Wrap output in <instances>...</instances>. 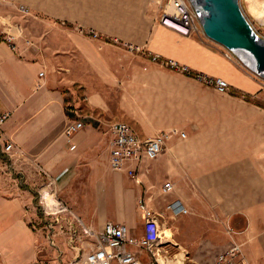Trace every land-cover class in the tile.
<instances>
[{
	"label": "crops",
	"instance_id": "crops-1",
	"mask_svg": "<svg viewBox=\"0 0 264 264\" xmlns=\"http://www.w3.org/2000/svg\"><path fill=\"white\" fill-rule=\"evenodd\" d=\"M28 1L0 0V17H5L7 3L32 8ZM139 29L145 34L153 31L158 39L167 36V31L158 25L128 31L135 33ZM30 34L36 46H21V55L14 54L0 34V111L11 113L0 132V160L9 142L31 159L13 160L11 176L5 173V179L0 181V264H34L51 256L42 252L39 240L35 241L52 235L45 232L52 227L37 203L38 193L47 183L40 168L49 180L55 181L63 204L95 231L113 222L126 226L132 236L143 237L146 227L137 210L139 199L147 198L150 206L160 211L166 202L184 200L186 185L190 187L192 214L167 222L168 228L163 230L170 232L168 238H216L217 224L225 226L226 222L234 228L235 238H263L264 135L260 149L254 136L250 140L247 135L248 121L255 123V112L249 119L246 102V96L261 93L260 84L243 66L224 59L221 45L212 42L205 46L198 39L172 40L174 51H166L152 46L154 40L147 39V35V40L139 35L128 36V42L145 44L153 54L194 72L227 79L247 94L238 91L231 95L227 115L215 119L210 114L201 116L197 90V106H193L191 116L176 120L173 116L182 113L171 102L172 89L195 84L193 80L152 62L146 55L103 47L66 28L43 26L41 35ZM239 55L244 60L241 52ZM41 73L45 83L36 90ZM161 76L169 80L161 81ZM163 82L167 85L159 84ZM155 93L163 96V101L154 105L155 110H134L136 97ZM259 110L263 113L264 107ZM76 119L85 128L75 136L77 148L71 151L64 131ZM110 119L133 122L143 138L171 128L185 130L188 138L171 139L169 154L159 164V170H151L144 176L145 184H137L110 169V135L105 125ZM262 121L264 128V114ZM173 161L190 164L189 175L184 176L178 168H168L167 163ZM164 179L176 186V192L168 197L158 191ZM146 188L150 190L144 194ZM33 219L39 228L36 233L29 228ZM215 219L220 221L216 223ZM53 237L60 236L54 232Z\"/></svg>",
	"mask_w": 264,
	"mask_h": 264
},
{
	"label": "rangeland",
	"instance_id": "rangeland-1",
	"mask_svg": "<svg viewBox=\"0 0 264 264\" xmlns=\"http://www.w3.org/2000/svg\"><path fill=\"white\" fill-rule=\"evenodd\" d=\"M239 3L244 15L247 17V19L253 26L256 33L262 39H264V25L257 18V12L264 5V0H239ZM28 4H30V6L32 7L29 8L32 11L33 18L25 19L19 16L15 12V7L21 4L10 5L8 3L5 6L6 13L4 14V16L10 17V19L15 23L17 22L22 24L28 36L31 38L32 36L30 32L32 34L41 35L43 26H50V27L53 26L57 28H66L68 30L75 32L77 35L88 41L97 43L98 41L92 40L89 37L83 36L82 34L78 33L77 28H84L98 32L99 35L102 36V38L106 42V45L104 44L103 47L104 46L119 47L128 52H135L141 55H146L150 59L153 55L156 54H153L150 50L146 49L147 47H145V44L138 45L133 42H128L129 35L132 36L139 35L140 39L143 37L142 39L144 40L147 39L154 40L152 46L163 47L164 50L166 51H174L172 40H175V42H179L183 40L198 39L197 41L199 42L203 41L201 43L202 44L205 43L204 44L205 46L207 44H213L212 43L213 41L208 39L203 31H201L198 35H194L192 37L186 38L162 26L161 19L165 11H167L166 8L168 7V0H29ZM149 25H151V28L154 25H158L161 28H164V30L167 31V36L166 37L162 36L158 39L157 34L155 33L154 35L153 31L146 34L140 29L135 33H131V32L129 33L128 31L129 28L131 29L133 27H138V26L147 27ZM144 35H147V39ZM111 39L119 40L121 42L120 46L113 44ZM125 46L128 48H126ZM223 55H224V51H222V57L226 59L225 56ZM226 60L230 62L235 61L241 66H243V68L247 69V72L251 75L250 77L254 79L258 84H260L259 90L261 93H258L255 96L250 95L251 98L249 97V95L246 96V99H249L246 100L247 107L249 108L248 109L249 119L252 118L253 116L252 114L253 112H255L254 114L255 123L253 124L251 123V121H248L249 123L247 124V135L250 136V140L252 139V136H254L255 142L257 144V148L260 149L262 145V138L264 135L263 121H262V114H264V112L262 113V111L259 110L261 107H264V77L256 76L240 60H236V59L233 60L226 59ZM176 73L180 74L178 72ZM180 76H185V75L180 74ZM163 77L166 76H161L159 80L161 81L169 80V79H163ZM185 77L193 80L197 84L193 83L188 86L184 85V87L182 88L172 89V91H174L173 93L174 97H172L171 102H174L175 105H177L175 107V110L182 113L183 115V116L174 115L173 117L176 120H179L181 117L188 116L189 118L191 116L193 106H197V103L195 102L196 101L195 92L197 90H199L200 92L199 108H200L201 116L210 114L215 119L224 118L227 115L228 111L226 108L227 106L231 105L232 102L230 98L231 95H234L236 92L238 93V91L240 94L247 95L244 92H240L241 91L240 89L235 88L227 79L221 77H215V76H185ZM44 79L45 76L43 77L39 76L38 87L37 85L35 86L36 90H39V88H41L44 85L45 83ZM205 80L209 84L212 82V84L208 85L205 82ZM219 81L225 82L228 86L229 90L225 94L219 93L216 89V83ZM159 84H162L163 86L167 85L166 82ZM171 85L177 86L178 84L172 83ZM207 92H211L213 95H210ZM82 101L83 99L77 102L81 103ZM159 101L160 102L163 101V96L159 93L151 94V96L149 97L143 95L140 98L136 97V99L133 101V107L134 110H143L145 113H147L155 110L154 105ZM0 113L8 114L9 119L7 120V122L10 120L11 118L10 112L0 111ZM147 115L149 116V114ZM136 117L138 118V115H136ZM106 121L107 122H105V125L108 134L110 132V128H109L110 126H113L116 123H121L131 127L138 139L142 141L149 139V138H143L141 134L138 132L137 127L131 121H124V120L116 121L111 119ZM78 122L84 124L82 121L76 119L70 122L66 126V128L70 124L78 123ZM2 130L3 127L0 129V132H2ZM162 134H171V136L170 138L166 139L164 149L161 155L156 160L151 161V160L143 159L141 162L127 165V167L133 166L134 170L138 172L139 181L136 179H132L130 176H128L126 172H118V173L125 174L129 179L133 180L137 184L138 183L145 184L144 176L149 175L151 170L154 171L159 170L160 168L159 164L162 161H164L165 156L169 154V152H167L168 142L174 138H178L180 141H185L188 138L187 132L179 128H171L167 131L159 132L151 138H154L155 136ZM181 134H185V137H182ZM114 139H115L114 135L113 134L110 135L109 166H110L111 156L113 155V151H114V146H112V142ZM9 144H12L14 149H16L14 143L9 142L6 144V146ZM4 149H3L2 160L9 167V165L13 162V160L7 161V156L4 152ZM22 158H25V161L27 162L31 161L29 157L26 158V156H23ZM3 162L0 160V181L5 179V173L8 175L7 171H9V168L7 170L6 169L4 170ZM167 166L168 168L171 167L178 168V170H180V172H182L184 176L186 175V177L187 175H189L190 164H186V163L176 164V162L173 161L171 164L167 163ZM181 166L183 168L182 170H181ZM111 171L114 172L112 169ZM39 172L46 178L47 183L40 189L38 193L37 203L41 210L39 212H41L45 220H50L49 223L50 226L52 227L51 228L52 230L50 228H47L45 232L47 231L52 232V235L50 238H35V241L39 240L40 241L39 245L41 247L42 252H45L46 254L48 253L51 256L39 260L34 264H69L70 261L73 260V257L75 256L76 253V251L73 250L72 247L81 248V255H85L90 251L91 248H93V244L95 242L94 238H88V239L71 238L73 231V229L71 228L72 224L75 226L76 230L78 231L79 236H81L83 234L81 224L84 227L91 229L95 233H101L108 223H112V224L115 223L107 222L101 231H95L92 227L86 225V223L80 217H78V215H76L73 210L68 208V206L64 205L62 200L58 197V191L55 187V181L49 180L50 178L48 174L45 171H43L41 168ZM165 181H167L166 183H171V185L173 186V190L171 194L166 196L162 195L161 193L162 188L166 184ZM182 183H190V182L188 180H183ZM160 184L161 186L159 187L158 191L161 193V196L168 197L171 196L174 192H176V186L173 181L164 179L160 182ZM149 190L150 189L146 188L144 194L149 193ZM183 191L185 192L186 195V198H184V200L177 199L166 202L164 204L163 210L161 209L160 211H157L151 206V209L154 212L158 214H163L162 218L159 220L160 222L159 225L161 226V228H168L167 222H173L185 216L190 217V215L192 214V211L190 209L191 207L190 187L189 186L187 187L185 185ZM176 202L181 203L183 210H181L180 208L176 212L166 210L167 206L170 203L176 204ZM47 204L51 208L50 210H48ZM204 204L207 205L206 203ZM59 206L62 208H66L67 211H64V213L57 212L59 214L57 216H54V211L59 210L60 209ZM137 210L142 218L138 206H137ZM57 219H59V221H57ZM34 220L36 219H33L31 220V222H29L30 224L29 228L36 233V231H38L39 228L36 226L37 221L35 222ZM142 220L144 221L143 218ZM217 221L219 222L220 220H216L215 222L218 223ZM115 225H120V224H115ZM53 231L56 234H58L61 238L60 237L54 238ZM163 232L166 233V231L164 230ZM169 233L170 232H167V234ZM220 236H225L226 238H221ZM235 237H236V233L234 231V228L232 227V225H230L229 222H226L225 226H222L219 223L217 224L216 238H170L169 237V238H162L161 245L163 247L159 246L153 252H149L145 249L142 250L138 247L135 248L131 247L130 250L136 254L137 257L136 256L135 257L139 259L143 264H159V263L221 264L220 258H224L226 261L231 260L233 264H264V236L263 238H235Z\"/></svg>",
	"mask_w": 264,
	"mask_h": 264
},
{
	"label": "built area",
	"instance_id": "built-area-1",
	"mask_svg": "<svg viewBox=\"0 0 264 264\" xmlns=\"http://www.w3.org/2000/svg\"><path fill=\"white\" fill-rule=\"evenodd\" d=\"M166 10L167 11H165L161 19V25L165 28H168L174 33L186 38L198 35L201 31H203L201 21L188 0H168V7ZM15 12L22 18H33L31 9L25 5H17L15 7ZM0 25L2 42L7 44L14 54L21 55L22 45L25 46V48H33L36 46L35 41L27 35V32L22 24L13 22L10 17H0ZM77 30L78 33L83 36L98 41L102 45H106L105 40L98 32L84 28H77ZM111 41L117 46H120L121 44L119 40L111 39ZM224 56L228 60L236 59L241 61L239 56L226 48H224ZM151 61L154 63H161L170 70L185 76H209L203 73L194 72L189 67L181 65L174 60L163 59L159 55H153L151 57ZM40 76L43 77L44 73H41ZM205 82L208 85L212 84V82L209 84L206 80ZM216 89L222 94H225L229 90L227 84L223 81L216 83ZM8 119V114L0 113V129L4 127ZM109 128V134H113L115 137L112 142L114 151L110 161L111 169L117 173L126 172L128 176L136 180H138L139 177L138 172L134 170L133 166L127 167V165L141 162L143 159L151 161L156 160L164 149L166 139L171 136V134H162L142 141L137 138L132 128L126 124L116 123ZM83 129L84 124L81 122L70 124L65 129V139L71 151H75L76 149L73 142L75 135ZM181 136L185 137V134H181ZM4 152L7 156V161L25 156L21 149H14L12 144L7 145ZM8 168L9 171H7V176L9 177L11 176L10 165L8 167V165L4 163V170H7ZM172 190L173 186L171 183H166L162 188L161 193L164 196L170 195ZM47 207L48 210L51 209L48 204ZM138 208L146 225V234L141 238L132 236L127 227L112 223H108L101 233H95L81 224L83 234L79 236L78 231L72 224L71 228L73 231L71 238H94L95 242L93 244V248H91L85 255H81V248L72 247L76 253L73 260H71L69 264H143L136 258V254L132 252L130 248L138 247L142 250L145 249L149 252H153L157 247L162 246V238L168 237L167 234L163 232V228L159 225V220L162 218L163 214L154 212L151 209L147 198L142 197L139 200ZM179 208L183 210L181 203L176 202V204L170 203L166 210L176 212ZM64 211H67V209L60 207L59 210L54 211V216H57L59 213H64ZM57 221H59V219H57ZM220 261L221 264H233L231 260L226 261L224 258H220Z\"/></svg>",
	"mask_w": 264,
	"mask_h": 264
},
{
	"label": "water",
	"instance_id": "water-1",
	"mask_svg": "<svg viewBox=\"0 0 264 264\" xmlns=\"http://www.w3.org/2000/svg\"><path fill=\"white\" fill-rule=\"evenodd\" d=\"M188 1L207 38L239 56L248 69L264 77V39L244 15L239 0Z\"/></svg>",
	"mask_w": 264,
	"mask_h": 264
},
{
	"label": "bare ground",
	"instance_id": "bare-ground-1",
	"mask_svg": "<svg viewBox=\"0 0 264 264\" xmlns=\"http://www.w3.org/2000/svg\"><path fill=\"white\" fill-rule=\"evenodd\" d=\"M256 15V14H255ZM257 18L260 20V22L264 25V5L262 8L257 12ZM162 259V258H160Z\"/></svg>",
	"mask_w": 264,
	"mask_h": 264
}]
</instances>
